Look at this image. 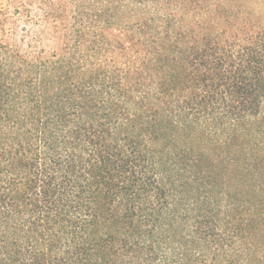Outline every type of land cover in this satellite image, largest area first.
Segmentation results:
<instances>
[{
  "label": "trees",
  "instance_id": "16d2710c",
  "mask_svg": "<svg viewBox=\"0 0 264 264\" xmlns=\"http://www.w3.org/2000/svg\"><path fill=\"white\" fill-rule=\"evenodd\" d=\"M0 264H264V0H8Z\"/></svg>",
  "mask_w": 264,
  "mask_h": 264
},
{
  "label": "rangeland",
  "instance_id": "374dc122",
  "mask_svg": "<svg viewBox=\"0 0 264 264\" xmlns=\"http://www.w3.org/2000/svg\"><path fill=\"white\" fill-rule=\"evenodd\" d=\"M7 2L8 0H0V9L6 8L7 7ZM21 27L22 24H18L17 23V27L15 26H11L13 33H21ZM42 47L45 49V51L47 52H51V51H57L59 48V43H58V39L56 37V35L54 34V31L52 28H50V30L47 31V34L43 40L42 43ZM24 49H26L24 47Z\"/></svg>",
  "mask_w": 264,
  "mask_h": 264
}]
</instances>
